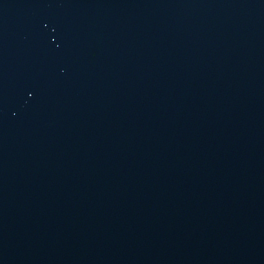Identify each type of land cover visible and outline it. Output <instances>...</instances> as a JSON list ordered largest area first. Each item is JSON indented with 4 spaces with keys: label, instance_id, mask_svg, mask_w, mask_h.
<instances>
[{
    "label": "water",
    "instance_id": "1",
    "mask_svg": "<svg viewBox=\"0 0 264 264\" xmlns=\"http://www.w3.org/2000/svg\"><path fill=\"white\" fill-rule=\"evenodd\" d=\"M0 264H264V0H0Z\"/></svg>",
    "mask_w": 264,
    "mask_h": 264
}]
</instances>
